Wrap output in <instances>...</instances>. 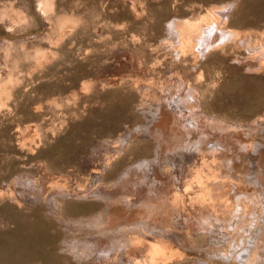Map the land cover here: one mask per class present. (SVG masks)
Masks as SVG:
<instances>
[{
    "label": "rangeland",
    "instance_id": "1",
    "mask_svg": "<svg viewBox=\"0 0 264 264\" xmlns=\"http://www.w3.org/2000/svg\"><path fill=\"white\" fill-rule=\"evenodd\" d=\"M246 263L264 0H0V264Z\"/></svg>",
    "mask_w": 264,
    "mask_h": 264
},
{
    "label": "bare ground",
    "instance_id": "2",
    "mask_svg": "<svg viewBox=\"0 0 264 264\" xmlns=\"http://www.w3.org/2000/svg\"><path fill=\"white\" fill-rule=\"evenodd\" d=\"M218 11V10H217ZM208 31V30H207ZM207 33V32H206ZM210 35V34H209ZM142 203V202H141ZM151 205V204H150ZM154 206V205H153ZM157 208V207H156ZM151 209V208H150ZM156 210V209H155ZM157 211V210H156ZM152 212V211H151ZM155 212V211H154ZM148 213V212H147ZM151 214V213H150ZM149 214V215H150ZM154 214V213H153ZM156 214V213H155ZM147 215V214H146ZM152 215V214H151ZM160 246V245H159ZM157 248V247H156ZM156 251H157V249H156ZM159 251V250H158ZM154 261V260H153ZM248 261H249V259H248ZM247 264V263H246Z\"/></svg>",
    "mask_w": 264,
    "mask_h": 264
}]
</instances>
